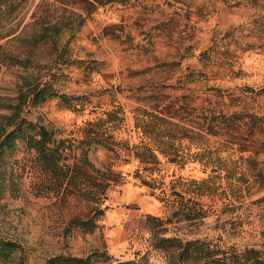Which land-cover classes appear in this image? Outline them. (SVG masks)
<instances>
[{
	"label": "rangeland",
	"instance_id": "1",
	"mask_svg": "<svg viewBox=\"0 0 264 264\" xmlns=\"http://www.w3.org/2000/svg\"><path fill=\"white\" fill-rule=\"evenodd\" d=\"M22 3L0 137L28 92L22 115L79 173L60 188L25 141L6 149L0 238L19 246L0 264H191L176 241L197 239L264 256V0ZM44 81L56 95L34 103Z\"/></svg>",
	"mask_w": 264,
	"mask_h": 264
},
{
	"label": "trees",
	"instance_id": "2",
	"mask_svg": "<svg viewBox=\"0 0 264 264\" xmlns=\"http://www.w3.org/2000/svg\"><path fill=\"white\" fill-rule=\"evenodd\" d=\"M22 0H12L7 3H0V41L6 39L5 43H0V49L9 43L16 35V22L22 12ZM3 5H7L3 7ZM19 12L15 13V10ZM7 57V55H5ZM10 57V54H9ZM28 62V60H26ZM49 82L43 83L42 87L35 91L32 100L39 103L48 97L55 96L51 90H48ZM28 92H22L18 97V104H10L9 114L3 115L5 121L4 128L10 126L9 130H5L0 137V184L2 180V172L4 165V155L6 149L15 150L17 141L23 140L29 151H35L36 158L39 161V171L46 178L52 180L60 188L67 187L69 181L79 173V165L67 162L65 154L64 141L55 138V132L48 127L34 123L22 115L23 104L26 103ZM3 127V125H2ZM85 162L89 164L87 158ZM13 174V173H11ZM102 183H99L101 185ZM1 192V188H0ZM89 230H93L96 226L95 221L90 218L80 223ZM173 238L162 239L164 242L175 241ZM179 249V256L184 260L193 263L204 264H264V256L259 249L245 248L238 249L235 247L221 248L213 246L210 242L197 240H188L185 243L176 241ZM18 243L6 241L0 238V259H11L14 251L18 249ZM44 264H93L90 257H78L58 255L47 260Z\"/></svg>",
	"mask_w": 264,
	"mask_h": 264
}]
</instances>
